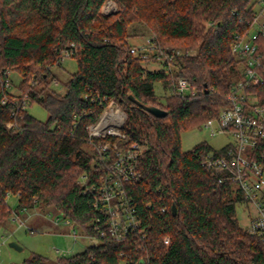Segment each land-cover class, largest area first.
I'll use <instances>...</instances> for the list:
<instances>
[{
	"label": "trees",
	"instance_id": "trees-1",
	"mask_svg": "<svg viewBox=\"0 0 264 264\" xmlns=\"http://www.w3.org/2000/svg\"><path fill=\"white\" fill-rule=\"evenodd\" d=\"M106 1L0 0V229L11 216L7 199L13 195L17 211L53 207L74 227L93 233L96 191L85 190L98 187L99 173L88 151V126L114 102L126 114L119 147L148 146L140 157L141 181L126 186L147 236L106 239L97 248L56 260L34 254L24 264H264V242L236 216L241 194L201 164L200 154L213 148L201 143L184 152L181 147L183 131L201 127L228 104L240 78L231 45L236 34L252 31L259 14L255 6L264 0H113L119 11L108 16L101 13ZM133 24L149 28L155 55L132 53ZM69 49L78 70L59 95L50 89L56 80L52 68L62 64V52ZM259 49L264 56V36ZM150 61L162 67L143 66ZM12 71L22 78L18 94L5 88ZM181 78L194 95L177 94ZM249 91L264 105V85ZM129 95L167 116H153ZM25 97L43 106L48 120L26 109L17 114L18 129L8 128L15 101ZM111 140L116 138L94 142Z\"/></svg>",
	"mask_w": 264,
	"mask_h": 264
},
{
	"label": "built area",
	"instance_id": "built-area-1",
	"mask_svg": "<svg viewBox=\"0 0 264 264\" xmlns=\"http://www.w3.org/2000/svg\"><path fill=\"white\" fill-rule=\"evenodd\" d=\"M118 11L119 7L113 0H107L101 9V13L107 16ZM261 36H264V18L259 14L250 33L235 35L231 52L240 61V78L227 95L228 104L220 109L216 117L201 125L211 130L212 135H226L231 141L219 150L213 149L200 155L202 166L219 183L233 185L241 194L244 200L242 203L252 208L253 213L248 216L249 225L246 230L264 242V105L255 93L249 91L252 87L264 85V56L259 49ZM131 51L135 55L142 53L144 58L151 51L157 52L151 45L132 48ZM74 53L70 49L64 50L61 63L72 58ZM176 53L181 55L183 51L177 50ZM5 88L11 92L10 77L6 79ZM176 92L181 96L195 94L191 84L184 78L178 80ZM6 102L7 98H4L2 103ZM28 105L27 97L15 101L11 113L12 122L8 128L18 129L15 123L17 114L26 110ZM125 120V112L111 102L100 118L88 126L99 185L87 186L85 193L96 191L94 200L99 215L90 224L93 233L83 232V235H78L74 231L71 235L75 242L81 237L86 238L88 242L85 249L97 248L106 239L122 241L131 235L145 238L148 234L142 214L126 189L127 185H136L141 181L140 157L148 150V146L135 143L128 148L119 147L118 140L125 137L122 131ZM107 137L116 138V141L94 142L96 138ZM87 179L86 176L81 178L84 186ZM149 207L150 204L147 205ZM26 211L25 208L20 211L12 208L11 216L14 221L24 225L20 213ZM67 223L71 224L70 221ZM164 242L169 244V238ZM56 251L60 252L59 249Z\"/></svg>",
	"mask_w": 264,
	"mask_h": 264
},
{
	"label": "rangeland",
	"instance_id": "rangeland-1",
	"mask_svg": "<svg viewBox=\"0 0 264 264\" xmlns=\"http://www.w3.org/2000/svg\"><path fill=\"white\" fill-rule=\"evenodd\" d=\"M256 11L261 18H264V4L258 3L255 6ZM263 10V11H262ZM262 11V12H261ZM261 12V13H260ZM133 35L129 43L133 48L140 49L142 46H148L151 39V32L144 24H133L130 27ZM155 51L149 52V55H155ZM149 70H159L162 66L154 61L143 64ZM78 70V62L75 58L65 59L60 66L52 68V73L56 77L50 86L52 91L59 95L66 93V83L72 75ZM21 75L17 71H12L10 80L12 81L11 92L18 94V88L21 81ZM156 92L161 94V87L156 86ZM28 112L40 121H47L49 114L47 110L39 103H30L27 108ZM231 138L226 135H212L211 130L204 127H196L185 130L181 133V147L184 152L190 151L201 143L209 144L213 149L219 150L226 146ZM88 151L93 153V147ZM9 205L15 209L17 197L10 195L7 199ZM252 208L244 203H238L236 206V216L240 226L247 229L249 225V214H252ZM20 219L24 225L14 221L10 216L5 226L0 229V264H24V262L34 254H39L56 260L60 256H71L81 253L85 250L88 240L79 238L76 242L71 237L75 231L78 235H83V230L73 225H65L63 217L53 207L38 205L27 212L20 213ZM54 222L63 224L57 226ZM11 243L17 244L21 248L15 249L10 246ZM72 247L74 252H69ZM59 249L60 252L56 250Z\"/></svg>",
	"mask_w": 264,
	"mask_h": 264
},
{
	"label": "water",
	"instance_id": "water-1",
	"mask_svg": "<svg viewBox=\"0 0 264 264\" xmlns=\"http://www.w3.org/2000/svg\"><path fill=\"white\" fill-rule=\"evenodd\" d=\"M129 98L136 105L143 108L145 111H147L148 113L152 114L153 116H155L157 118H164L167 116V111H165L161 108L155 107V106L145 105V104L141 103L134 95H129ZM172 211H173V214L176 215L177 208L175 205H173ZM10 246L15 248V249L21 250V248L19 246H17V244H15V243H11Z\"/></svg>",
	"mask_w": 264,
	"mask_h": 264
},
{
	"label": "crops",
	"instance_id": "crops-1",
	"mask_svg": "<svg viewBox=\"0 0 264 264\" xmlns=\"http://www.w3.org/2000/svg\"><path fill=\"white\" fill-rule=\"evenodd\" d=\"M27 211H28V210H27ZM27 211H26V212H27ZM22 213H23V212H22ZM64 220H65V219H64ZM67 222H68V220H65V221L63 222V224H65V225H72V224H68ZM54 224L57 225V226H61V225H63V224H60V223H58V222H54ZM75 244H77V242L74 243V245H75ZM75 246H76V245H75ZM68 250H69V252H74V250H73L72 247H70ZM73 255H74V254H73Z\"/></svg>",
	"mask_w": 264,
	"mask_h": 264
}]
</instances>
